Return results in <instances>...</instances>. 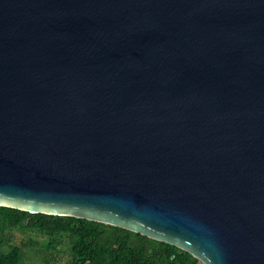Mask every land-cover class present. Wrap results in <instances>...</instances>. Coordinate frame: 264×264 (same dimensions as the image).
Masks as SVG:
<instances>
[{
  "label": "water",
  "instance_id": "95a60500",
  "mask_svg": "<svg viewBox=\"0 0 264 264\" xmlns=\"http://www.w3.org/2000/svg\"><path fill=\"white\" fill-rule=\"evenodd\" d=\"M0 206L264 264V0H0Z\"/></svg>",
  "mask_w": 264,
  "mask_h": 264
},
{
  "label": "trees",
  "instance_id": "16d2710c",
  "mask_svg": "<svg viewBox=\"0 0 264 264\" xmlns=\"http://www.w3.org/2000/svg\"><path fill=\"white\" fill-rule=\"evenodd\" d=\"M15 231L47 237L51 251L68 241V264H204L175 245L119 226L5 206H0V264H22L24 247H34L31 238L21 245L12 243Z\"/></svg>",
  "mask_w": 264,
  "mask_h": 264
},
{
  "label": "rangeland",
  "instance_id": "374dc122",
  "mask_svg": "<svg viewBox=\"0 0 264 264\" xmlns=\"http://www.w3.org/2000/svg\"><path fill=\"white\" fill-rule=\"evenodd\" d=\"M35 240L34 247H24L25 257L22 264H68L71 260L68 241L63 242L54 251L46 248L48 238L35 233L29 232L22 234L15 231L12 236V243L21 245L24 240Z\"/></svg>",
  "mask_w": 264,
  "mask_h": 264
}]
</instances>
